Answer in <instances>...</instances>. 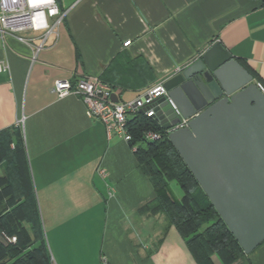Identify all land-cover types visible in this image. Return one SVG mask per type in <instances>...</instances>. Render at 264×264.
Instances as JSON below:
<instances>
[{
	"label": "crops",
	"instance_id": "1",
	"mask_svg": "<svg viewBox=\"0 0 264 264\" xmlns=\"http://www.w3.org/2000/svg\"><path fill=\"white\" fill-rule=\"evenodd\" d=\"M56 1L65 20L39 50L40 33H25L29 43L0 36V134L22 138L51 263L200 264L166 215L150 210L155 191L130 143L108 137L80 97L52 89L92 77L128 103L216 43L264 88V2ZM233 264H264V243Z\"/></svg>",
	"mask_w": 264,
	"mask_h": 264
},
{
	"label": "water",
	"instance_id": "2",
	"mask_svg": "<svg viewBox=\"0 0 264 264\" xmlns=\"http://www.w3.org/2000/svg\"><path fill=\"white\" fill-rule=\"evenodd\" d=\"M253 80L216 43L164 82L189 119L168 139L245 254L264 242V93ZM158 102L163 130L181 121L165 98Z\"/></svg>",
	"mask_w": 264,
	"mask_h": 264
},
{
	"label": "trees",
	"instance_id": "3",
	"mask_svg": "<svg viewBox=\"0 0 264 264\" xmlns=\"http://www.w3.org/2000/svg\"><path fill=\"white\" fill-rule=\"evenodd\" d=\"M128 129L132 135L130 147L135 148L137 161L155 191L150 210L166 215L198 263L214 264L213 259L217 258L222 264H233L242 258L245 253L239 242L162 126L154 119L137 114L129 117ZM17 130L0 134V165L6 168V174L0 176V264H52L25 148L22 138L16 136ZM149 131L160 134V139L146 140L145 134ZM14 136L17 141L12 149ZM173 184L179 187L181 196ZM2 233L16 236V243H6Z\"/></svg>",
	"mask_w": 264,
	"mask_h": 264
},
{
	"label": "built area",
	"instance_id": "4",
	"mask_svg": "<svg viewBox=\"0 0 264 264\" xmlns=\"http://www.w3.org/2000/svg\"><path fill=\"white\" fill-rule=\"evenodd\" d=\"M65 17L66 12L59 8L56 0H0V36L1 38L15 36L19 41L29 43L31 40L23 36L25 33H40L39 50L51 35L58 36ZM130 45L131 41H126L123 44L124 47ZM257 87L264 93L261 84H258ZM52 91L59 98L80 97L86 106L87 115L104 125L108 137L115 135L126 143H130L132 140V135L128 129L130 116L142 114L147 118L156 120L161 125L158 117L161 106L158 102L159 99L165 98L176 116L181 118L178 124L165 130L167 134L187 127L189 121V119L182 118L180 110L169 97L164 82L148 88L137 99L128 103H114L112 100L114 94L112 87L92 77H83L75 82L57 80ZM23 123L22 120L18 121L17 127H22ZM160 137V134L151 131L145 134V139L148 141H156ZM12 147L14 148L13 145ZM1 236L6 243L14 244L17 241L16 236H8L4 233Z\"/></svg>",
	"mask_w": 264,
	"mask_h": 264
},
{
	"label": "rangeland",
	"instance_id": "5",
	"mask_svg": "<svg viewBox=\"0 0 264 264\" xmlns=\"http://www.w3.org/2000/svg\"><path fill=\"white\" fill-rule=\"evenodd\" d=\"M174 188L178 191V193H181L179 187L176 184H173ZM2 237V236H1Z\"/></svg>",
	"mask_w": 264,
	"mask_h": 264
}]
</instances>
